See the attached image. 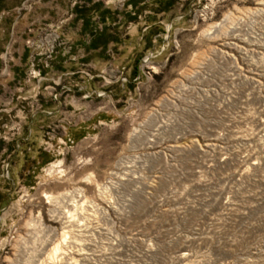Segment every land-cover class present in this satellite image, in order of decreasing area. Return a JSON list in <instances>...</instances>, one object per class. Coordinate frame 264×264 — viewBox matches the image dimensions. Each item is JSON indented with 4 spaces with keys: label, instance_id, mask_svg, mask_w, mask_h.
Segmentation results:
<instances>
[{
    "label": "rangeland",
    "instance_id": "rangeland-1",
    "mask_svg": "<svg viewBox=\"0 0 264 264\" xmlns=\"http://www.w3.org/2000/svg\"><path fill=\"white\" fill-rule=\"evenodd\" d=\"M38 220L57 264H264V0H0V264Z\"/></svg>",
    "mask_w": 264,
    "mask_h": 264
},
{
    "label": "bare ground",
    "instance_id": "bare-ground-1",
    "mask_svg": "<svg viewBox=\"0 0 264 264\" xmlns=\"http://www.w3.org/2000/svg\"><path fill=\"white\" fill-rule=\"evenodd\" d=\"M225 44L227 47L230 46L229 45L230 43H228V42H226ZM241 50H243L244 52H247V51H251L253 49H250V47L242 46ZM242 60H243L242 61L243 67H240L244 71V73L242 75L244 77H246L247 79L249 78V79L255 80V79H253V77L251 75H249V74L253 73L252 72L253 68L251 67V63H249L244 58H242ZM207 144L210 145V142H208ZM75 197H76L75 193L66 192V193L62 194V196H60V197L51 198V201L54 202V205H56V207L51 210L50 217L53 218L54 220H59L62 224H64V226L65 225L68 226V225H70V223L76 221L77 220L76 218H78L77 217L78 215L75 212L76 209L71 210V208L68 207L69 205L73 206V207L77 206V203H76L77 201L74 200ZM69 200H72L73 203H68ZM30 228L32 229V231L29 232V236L31 237V239H34V241H33V243H31L32 245L30 247L28 245H26V243H24L19 250L20 253L25 252V254L26 253L29 254L26 257V259L24 258L25 259L24 264H57L56 262L58 260L64 259V256H62V257L60 256L61 252H59V250H60L59 244H56L49 252H46L47 246H48L49 242L51 241L50 238H52L55 228L48 227V226L46 227L47 229L43 228L42 224L39 220L36 221L35 224L34 223L31 224ZM38 228L41 231L40 238L38 237V233L40 232ZM35 239H37L38 242L35 241ZM25 254H24V256H25ZM183 254L184 253H182L178 257L182 258ZM64 260H66V259H64ZM64 262H66V264H69V263H67V261H64Z\"/></svg>",
    "mask_w": 264,
    "mask_h": 264
},
{
    "label": "trees",
    "instance_id": "trees-1",
    "mask_svg": "<svg viewBox=\"0 0 264 264\" xmlns=\"http://www.w3.org/2000/svg\"><path fill=\"white\" fill-rule=\"evenodd\" d=\"M172 1V0H171Z\"/></svg>",
    "mask_w": 264,
    "mask_h": 264
}]
</instances>
